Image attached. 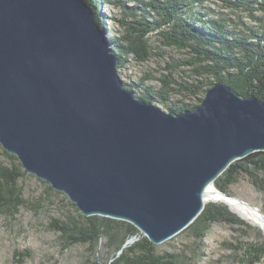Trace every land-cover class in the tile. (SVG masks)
I'll return each mask as SVG.
<instances>
[{
  "label": "water",
  "instance_id": "water-1",
  "mask_svg": "<svg viewBox=\"0 0 264 264\" xmlns=\"http://www.w3.org/2000/svg\"><path fill=\"white\" fill-rule=\"evenodd\" d=\"M118 65L85 0H0V145L83 215L159 244L233 161L264 152V102L215 82L199 105L164 112Z\"/></svg>",
  "mask_w": 264,
  "mask_h": 264
},
{
  "label": "rangeland",
  "instance_id": "rangeland-1",
  "mask_svg": "<svg viewBox=\"0 0 264 264\" xmlns=\"http://www.w3.org/2000/svg\"><path fill=\"white\" fill-rule=\"evenodd\" d=\"M231 1L204 0L203 3L196 5L195 10L197 13L201 10L207 17L218 15L228 17L231 26L238 32H243L249 27L259 31L263 29L259 10H255L253 13L255 17H252L248 15L247 10L232 6ZM111 2L103 0L101 12L104 17V30L107 31L108 37L114 40L123 33L120 19L129 18L120 4L129 7L134 5L135 1L111 0ZM148 43L150 55L146 60H138L133 54H127L124 66L118 65L117 72L124 85L138 97L145 93V89L160 90L163 87L161 79H169L170 89L164 94L167 99L152 97L151 102L155 106L164 112H177L170 108L178 109L188 104L187 108L192 109V106L199 105L211 82H215V78L206 73L198 75L185 63L191 54L187 50L163 44L156 31L149 33ZM112 45L114 41L110 43V46ZM170 64L177 66L169 68ZM198 81L203 83L199 85ZM189 84H198L199 88L193 92V89L185 88ZM18 164L20 162L17 157L5 151L0 145V165L11 167ZM21 169L24 175L19 178L17 185L21 189L24 203L15 214L0 212V264H130L126 259L116 260L120 258L123 249L141 238V232L127 238L120 246L109 242L105 234L93 244H69L70 233L63 235L58 226L68 220L81 223L79 215L83 214L66 194L56 191L45 181L25 172L22 166ZM229 192L230 196H235L264 211V191L256 187L247 175L241 174L229 187ZM252 225L253 228L246 229L238 224L214 222L202 239L195 237L189 230H184L155 244L153 253L175 254L177 264H247L244 261L245 251L250 245L264 240L263 230L257 225ZM251 264H264V255Z\"/></svg>",
  "mask_w": 264,
  "mask_h": 264
},
{
  "label": "trees",
  "instance_id": "trees-1",
  "mask_svg": "<svg viewBox=\"0 0 264 264\" xmlns=\"http://www.w3.org/2000/svg\"><path fill=\"white\" fill-rule=\"evenodd\" d=\"M91 7L96 23L104 29L101 3L103 0H85ZM110 3L111 0H108ZM135 4L123 7L129 16L120 19L123 33L114 41L111 51L123 67L127 54H133L138 60H146L150 55L148 35L156 31L160 41L181 50H187L191 57L185 63L201 75L206 73L213 76L215 82H223L242 96H255L264 102V0H232V6L248 11V15L259 10L262 15L263 29L247 28L238 32L231 26V21L225 16L207 17L205 13H198L195 7L204 0H134ZM129 9V10H127ZM177 65L170 64L169 68ZM163 87L152 91L145 89V93L137 98L151 101L152 97L166 100L164 95L170 89L169 79H161ZM215 82H211L213 85ZM199 85L203 82L198 81ZM199 85H186L185 88L193 92ZM210 85V86H211ZM188 104L180 108H170L182 112ZM195 106H192V108ZM12 157V156H11ZM241 174L249 177L250 181L264 191V152L256 156L233 161L214 181V185L227 195L229 187L235 183ZM24 172L20 164L11 167L0 165V212L15 214L24 203L21 189L17 182ZM51 187V186H50ZM49 187V188H50ZM264 212V211H263ZM82 222L74 220L62 222L58 229L63 235L70 233L68 243L93 244L102 234L107 235L108 241L120 246L127 238L133 237L140 231L131 223L100 215H79ZM238 224L246 229L253 225L231 211L228 205L213 202L206 203L198 216L184 229L189 230L198 239L205 237L214 222ZM182 230V231H184ZM260 236L263 238L261 231ZM141 238L121 251L120 258L127 263L140 264H177V256L171 253L154 255V245L143 234ZM244 261L251 264L264 255V240L250 245L246 251Z\"/></svg>",
  "mask_w": 264,
  "mask_h": 264
},
{
  "label": "bare ground",
  "instance_id": "bare-ground-1",
  "mask_svg": "<svg viewBox=\"0 0 264 264\" xmlns=\"http://www.w3.org/2000/svg\"><path fill=\"white\" fill-rule=\"evenodd\" d=\"M227 195V194H226ZM226 197L217 187L212 183L209 184L203 194L204 202L207 201H221L226 203L231 210L236 212L240 217L260 227L264 232V213L256 206L243 201L235 196Z\"/></svg>",
  "mask_w": 264,
  "mask_h": 264
}]
</instances>
